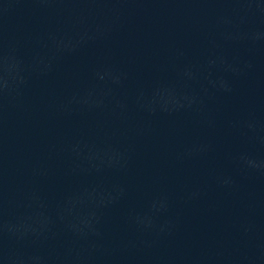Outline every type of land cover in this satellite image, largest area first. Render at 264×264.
Returning <instances> with one entry per match:
<instances>
[{
    "label": "water",
    "instance_id": "1",
    "mask_svg": "<svg viewBox=\"0 0 264 264\" xmlns=\"http://www.w3.org/2000/svg\"><path fill=\"white\" fill-rule=\"evenodd\" d=\"M66 264H264V0H185Z\"/></svg>",
    "mask_w": 264,
    "mask_h": 264
}]
</instances>
